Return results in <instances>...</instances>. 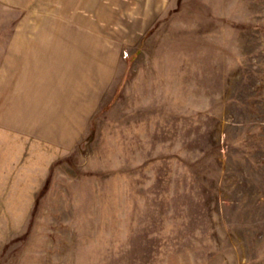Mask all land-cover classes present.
<instances>
[{
    "label": "rangeland",
    "instance_id": "obj_1",
    "mask_svg": "<svg viewBox=\"0 0 264 264\" xmlns=\"http://www.w3.org/2000/svg\"><path fill=\"white\" fill-rule=\"evenodd\" d=\"M0 264H264V0H0Z\"/></svg>",
    "mask_w": 264,
    "mask_h": 264
},
{
    "label": "crops",
    "instance_id": "obj_2",
    "mask_svg": "<svg viewBox=\"0 0 264 264\" xmlns=\"http://www.w3.org/2000/svg\"><path fill=\"white\" fill-rule=\"evenodd\" d=\"M27 43V44H26ZM26 43H24L23 45V47L24 48H32V51H35L37 54H38V56H40L41 58H43V56L45 55V54H43V51H41V52H39L40 50H38V49H36V48H41V49H43V48H45V45H42V46H35V45H30L29 44V41H26ZM30 45V46H29ZM34 52V53H35ZM50 53V52H49ZM32 63H34V62H32ZM32 67H33V65H32ZM36 67V69H35V71L37 70L38 72H42V69H40L41 67L39 66V63L35 66ZM26 69L28 70V65H27V67H26ZM31 69V68H30ZM33 69V70H34ZM37 71H36V73H37ZM43 73V72H42ZM40 78L42 79V75L40 74Z\"/></svg>",
    "mask_w": 264,
    "mask_h": 264
}]
</instances>
